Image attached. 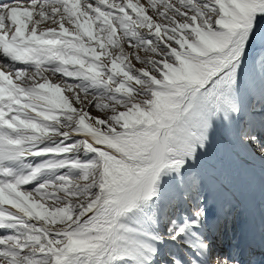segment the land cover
<instances>
[{"label": "snow or ice", "instance_id": "obj_1", "mask_svg": "<svg viewBox=\"0 0 264 264\" xmlns=\"http://www.w3.org/2000/svg\"><path fill=\"white\" fill-rule=\"evenodd\" d=\"M257 111L264 0L0 3V264H242L194 170Z\"/></svg>", "mask_w": 264, "mask_h": 264}, {"label": "bare ground", "instance_id": "obj_2", "mask_svg": "<svg viewBox=\"0 0 264 264\" xmlns=\"http://www.w3.org/2000/svg\"><path fill=\"white\" fill-rule=\"evenodd\" d=\"M201 160L202 164L199 167L206 181H215L214 183L220 184L219 186L223 189L218 191L217 188L210 187V183L208 185L210 196L213 198L221 196L223 200L220 207L228 209L229 218L235 207L240 210L245 221L249 220L250 215L253 217L262 209L264 206V161L241 149L224 127L218 125L214 128L209 150L201 157ZM216 227L217 223L213 221L211 228L216 230ZM234 231L236 227L230 233L227 231L221 244H217V236L214 233L211 234L213 230L207 234L219 246L220 251L225 252L231 244Z\"/></svg>", "mask_w": 264, "mask_h": 264}, {"label": "rangeland", "instance_id": "obj_3", "mask_svg": "<svg viewBox=\"0 0 264 264\" xmlns=\"http://www.w3.org/2000/svg\"><path fill=\"white\" fill-rule=\"evenodd\" d=\"M137 67H139V65H137ZM93 115H95L96 113L95 112H93L92 113ZM253 116H254V119H255V125H256V135L258 136V137H260V138H262V139H264V125H262V119H264V113H262V112H259V111H257V112H255V113H253ZM248 152H250V154L252 155L253 154V151L252 150H249ZM255 157H259V154L258 153H255V155H254ZM201 158H200V161H199V164L197 165V167H196V169L194 170L196 173H198V175H199V177H200V180L202 181V190H203V192L209 197V200H210V202H214L218 207H220V203H222V198H221V196H216V197H214L213 198V196H210V194H211V192H209L210 191V189L208 188V185L211 187L212 186V188H217L218 189V191H220V190H223L222 189V187L221 186H219L220 184H217V183H214L215 181H211V182H207L206 181V178L204 177V175L202 174V172H201V169H200V167H199V165H201L202 163H201ZM198 168V169H197ZM208 181H209V179H207ZM220 183V182H219ZM215 184V185H214ZM219 194H221V193H219ZM214 200V201H213ZM235 216H236V210L235 211H233V218H234V220H235ZM231 218H232V216H231ZM223 225H221V226H219V227H217V228H219L218 229V233L219 234H217V236H219V237H221L222 235H223V232L221 233V227H222ZM230 226V225H229Z\"/></svg>", "mask_w": 264, "mask_h": 264}]
</instances>
